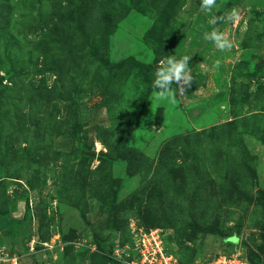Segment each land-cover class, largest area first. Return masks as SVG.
<instances>
[{"label":"rangeland","instance_id":"obj_1","mask_svg":"<svg viewBox=\"0 0 264 264\" xmlns=\"http://www.w3.org/2000/svg\"><path fill=\"white\" fill-rule=\"evenodd\" d=\"M153 238L264 264V0H0V264Z\"/></svg>","mask_w":264,"mask_h":264},{"label":"built area","instance_id":"obj_2","mask_svg":"<svg viewBox=\"0 0 264 264\" xmlns=\"http://www.w3.org/2000/svg\"><path fill=\"white\" fill-rule=\"evenodd\" d=\"M150 241L154 242V248H152V250L150 252L153 255V259L150 261L151 264H155V262L157 263V260L162 261V264H179L178 261L171 254L168 255L165 252L163 247L160 245V241H158V239L155 240L153 238V240L150 239ZM8 255H9L8 253L7 254L3 253V251L0 250V262L7 260ZM220 260H221L220 264L221 263L222 264H234L235 263V261H232V260H226V259H220ZM226 261H228V262L226 263ZM236 264H238V263H236Z\"/></svg>","mask_w":264,"mask_h":264},{"label":"trees","instance_id":"obj_3","mask_svg":"<svg viewBox=\"0 0 264 264\" xmlns=\"http://www.w3.org/2000/svg\"><path fill=\"white\" fill-rule=\"evenodd\" d=\"M4 225H6V222L4 223Z\"/></svg>","mask_w":264,"mask_h":264}]
</instances>
